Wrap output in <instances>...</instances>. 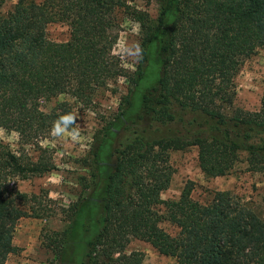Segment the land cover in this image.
I'll return each instance as SVG.
<instances>
[{"label": "trees", "instance_id": "1", "mask_svg": "<svg viewBox=\"0 0 264 264\" xmlns=\"http://www.w3.org/2000/svg\"><path fill=\"white\" fill-rule=\"evenodd\" d=\"M154 1L155 19L125 0H17L0 12V127L40 151L32 160L0 140V264L18 251L21 218L55 215L36 209L39 195L15 183L56 169L38 142L73 109L63 101L46 112L42 104L70 95L89 106L119 78L128 81L127 93L94 134L82 161L88 174L63 209L67 225L45 235L55 264H141V256L124 251L125 234L178 264H264V220L231 192L215 191L202 204L189 180L177 200L161 197L171 182L172 150L196 146L209 177L228 174L241 153L248 170L264 173V91L258 110L234 105L240 66L264 49V0ZM118 8L140 26L143 60L133 71L114 55ZM52 22L68 25L67 41L48 38ZM152 65L157 80L142 89ZM162 221L178 233L166 232Z\"/></svg>", "mask_w": 264, "mask_h": 264}, {"label": "rangeland", "instance_id": "2", "mask_svg": "<svg viewBox=\"0 0 264 264\" xmlns=\"http://www.w3.org/2000/svg\"><path fill=\"white\" fill-rule=\"evenodd\" d=\"M125 1L130 7L146 11L152 19L156 18L157 4L154 0ZM16 2L17 0H7L0 7V12H8ZM114 15L120 24L118 40L126 38L129 41H140L138 22L129 18L122 8L116 9ZM46 33L55 42L67 41L70 36L68 25L62 22L49 23ZM121 61L128 70H135L137 64L130 67L122 59ZM157 75L155 65L150 66L142 82V89L154 84ZM235 84L234 105L245 110H258L264 91V49L244 59L235 77ZM128 87V81L119 78L107 87L98 89L89 106L81 105L70 95H60L42 104L43 110L49 112L60 102H69L73 112H78L77 123L80 125L81 139L73 143L65 138L52 137L49 132L39 140L38 145L52 154L56 169L42 176L16 179L15 183L21 192L39 195V201L35 202L36 209L49 213L53 210L55 215L21 218L16 225L13 239L18 251L8 257L6 264H55V257L47 247L45 235L51 231H62L66 227L63 209L77 199L81 190L80 177L88 174L82 161L88 155L94 134L117 114L120 100L127 93ZM11 132L6 130V140H0L14 152L26 154L30 159L36 160L40 153L39 147L21 143L20 138L17 140ZM169 162L173 173L169 187L161 194L162 199L177 200L184 185L190 180L194 183L191 196L199 203H208L215 191H229L264 220V173L248 170L246 153L240 154L238 162L228 174L218 177H209L202 172L196 146L170 151ZM160 225L173 236L179 231L169 221H162ZM120 243L126 253L141 256V264H178L174 257L160 254L150 243L131 235H122Z\"/></svg>", "mask_w": 264, "mask_h": 264}, {"label": "clouds", "instance_id": "3", "mask_svg": "<svg viewBox=\"0 0 264 264\" xmlns=\"http://www.w3.org/2000/svg\"><path fill=\"white\" fill-rule=\"evenodd\" d=\"M139 32V25H137ZM144 49L139 40L120 39L115 43L114 55L122 59L128 66H134L143 60ZM78 112H65L56 117L52 121L50 135L56 138H65L73 143L79 142L81 139L80 125L77 123ZM17 140L20 133L12 131ZM0 139L6 140V130L0 127Z\"/></svg>", "mask_w": 264, "mask_h": 264}]
</instances>
